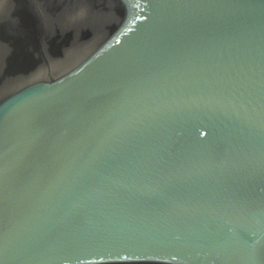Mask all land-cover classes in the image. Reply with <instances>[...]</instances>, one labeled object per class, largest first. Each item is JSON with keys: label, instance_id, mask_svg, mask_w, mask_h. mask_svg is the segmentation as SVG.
I'll use <instances>...</instances> for the list:
<instances>
[{"label": "water", "instance_id": "water-1", "mask_svg": "<svg viewBox=\"0 0 264 264\" xmlns=\"http://www.w3.org/2000/svg\"><path fill=\"white\" fill-rule=\"evenodd\" d=\"M0 264H264V0H0Z\"/></svg>", "mask_w": 264, "mask_h": 264}]
</instances>
